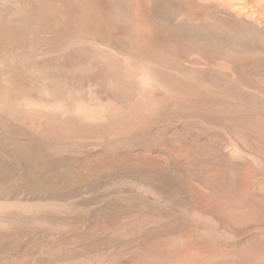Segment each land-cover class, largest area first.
I'll return each instance as SVG.
<instances>
[{"label":"rangeland","instance_id":"obj_1","mask_svg":"<svg viewBox=\"0 0 264 264\" xmlns=\"http://www.w3.org/2000/svg\"><path fill=\"white\" fill-rule=\"evenodd\" d=\"M0 264H264V0H0Z\"/></svg>","mask_w":264,"mask_h":264},{"label":"bare ground","instance_id":"obj_2","mask_svg":"<svg viewBox=\"0 0 264 264\" xmlns=\"http://www.w3.org/2000/svg\"><path fill=\"white\" fill-rule=\"evenodd\" d=\"M234 6V5H233Z\"/></svg>","mask_w":264,"mask_h":264}]
</instances>
